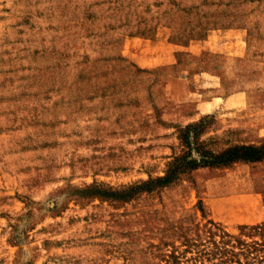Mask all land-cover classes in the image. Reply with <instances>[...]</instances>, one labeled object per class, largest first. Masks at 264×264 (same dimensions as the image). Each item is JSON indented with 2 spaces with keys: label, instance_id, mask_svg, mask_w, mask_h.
Returning <instances> with one entry per match:
<instances>
[{
  "label": "rangeland",
  "instance_id": "obj_1",
  "mask_svg": "<svg viewBox=\"0 0 264 264\" xmlns=\"http://www.w3.org/2000/svg\"><path fill=\"white\" fill-rule=\"evenodd\" d=\"M236 30L264 80V0H0V264H264V162L110 193L198 156L166 110ZM255 119L202 117L199 142L264 144Z\"/></svg>",
  "mask_w": 264,
  "mask_h": 264
},
{
  "label": "crops",
  "instance_id": "obj_2",
  "mask_svg": "<svg viewBox=\"0 0 264 264\" xmlns=\"http://www.w3.org/2000/svg\"><path fill=\"white\" fill-rule=\"evenodd\" d=\"M238 31L236 30L228 36L226 44H221L223 39L218 36L213 38V40L215 39L214 45L212 44L213 40L206 42L210 44V54L219 52L222 54L224 61L210 62L207 69L196 67L191 74L188 72V75L191 76L190 86L192 85L188 88L190 87L192 90L186 93V97L182 96L180 102L190 103L184 105L183 108L182 105L173 108L174 106L170 104V108L166 111L171 112L177 118H182L184 124L194 123L202 117L216 113H221L225 117H253L257 118L252 124L255 125V130L264 132V88L260 86L264 80L256 78L258 73L253 74V78L248 76L247 69L244 68L249 63V57L246 56L248 46L244 40L245 35ZM166 43L170 44L165 40L151 41L152 45L150 46L152 48L145 50V53H150V55L145 54V63L161 61V65H163L165 56L170 53L165 54L166 51H163L159 54L154 45H167ZM234 60L239 61L235 67V69H239V72L233 77ZM146 67L152 68L153 66ZM234 78L238 79L235 80ZM248 83L255 86L246 85ZM169 96L171 101L174 100L172 95Z\"/></svg>",
  "mask_w": 264,
  "mask_h": 264
},
{
  "label": "trees",
  "instance_id": "obj_3",
  "mask_svg": "<svg viewBox=\"0 0 264 264\" xmlns=\"http://www.w3.org/2000/svg\"><path fill=\"white\" fill-rule=\"evenodd\" d=\"M202 121V120H201ZM201 121L190 123L181 129V140L188 144L191 149V138L196 145L197 157H193L190 151L183 156H176L169 164L164 177L132 186L128 191L110 192L112 196H119L127 193H138L141 191L153 190L156 187H167L176 183L186 174L205 168H226L237 163H261L264 162V144L261 145H235L221 152L208 150L203 142H199L204 134L200 130Z\"/></svg>",
  "mask_w": 264,
  "mask_h": 264
}]
</instances>
